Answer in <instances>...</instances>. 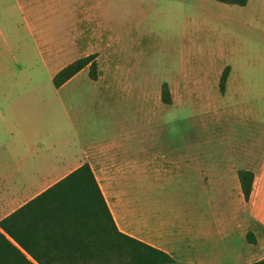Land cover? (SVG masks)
Wrapping results in <instances>:
<instances>
[{"label": "rangeland", "instance_id": "1", "mask_svg": "<svg viewBox=\"0 0 264 264\" xmlns=\"http://www.w3.org/2000/svg\"><path fill=\"white\" fill-rule=\"evenodd\" d=\"M88 57L93 71L54 88L59 70ZM0 96L3 117L32 125L30 144L56 168L103 143L127 160L142 138L150 156L191 154L190 173L134 174L126 186L152 218L204 220L214 238L176 250L173 264L264 261V0H0ZM240 170L257 175L247 202Z\"/></svg>", "mask_w": 264, "mask_h": 264}, {"label": "crops", "instance_id": "2", "mask_svg": "<svg viewBox=\"0 0 264 264\" xmlns=\"http://www.w3.org/2000/svg\"><path fill=\"white\" fill-rule=\"evenodd\" d=\"M15 117L16 114L11 113L9 119H5L0 112L2 123L0 130L3 134V138H0V148H5L8 158V161L0 164V222L12 217L13 219L9 222L10 229L19 237H59L47 229L51 222L46 213L52 208L51 206L46 203L26 206L82 164H87L98 183L112 219L121 233L159 249L171 257L178 249L184 252H197L198 241L214 238L207 230L203 219L198 224L192 216L190 219H181V224H174L169 219L157 220L151 215L154 209H147L139 197L129 199L126 194L127 183L134 174L143 175L150 171L158 172L161 169L171 174L190 173L196 168L191 154L178 159L159 155L157 152L156 155L150 156L146 152L148 151L145 147L146 140L142 138L140 142H137L135 154L127 160L120 158L119 151L114 148L115 144L103 143L97 146L92 145L84 150L80 158L67 167L60 168V165H57L56 168L50 164L47 150L43 151L42 146L37 144L41 147V151L36 153L37 145L30 144L32 125H27L26 122L19 121ZM38 131L43 130L36 128L35 132ZM33 154L36 157H33ZM158 159L160 161H157ZM19 161L23 165L17 166ZM200 172L208 184L207 165H204V168L201 165ZM253 175L255 179L257 176L255 172ZM254 183L255 181L253 185ZM204 187L206 188L207 185ZM238 189L240 190L239 183ZM23 207L26 208L23 209ZM36 240L43 243L42 238ZM42 250L55 253V249L50 245H46ZM26 257L30 259L28 255Z\"/></svg>", "mask_w": 264, "mask_h": 264}, {"label": "trees", "instance_id": "3", "mask_svg": "<svg viewBox=\"0 0 264 264\" xmlns=\"http://www.w3.org/2000/svg\"><path fill=\"white\" fill-rule=\"evenodd\" d=\"M216 1L238 7H244L247 3V0ZM87 65H90V71L96 67L89 57L65 66L53 76L52 85L56 89L60 88ZM229 71V67H225L219 76L218 92L221 95L225 93ZM91 78L94 80L95 76ZM161 100L166 105L170 104L166 84L161 87ZM237 180L241 195L247 202L251 195L254 175L250 171L240 170L237 172ZM35 203H46L52 207L46 213L51 222L47 229L59 237H19L10 229L9 222L13 218L8 217L0 222V230L3 232H0V264L174 263L167 253L117 229L87 164H82L56 182L26 207ZM40 238L43 243L36 240ZM46 245L53 247L55 253L43 251ZM260 264H264V261Z\"/></svg>", "mask_w": 264, "mask_h": 264}]
</instances>
